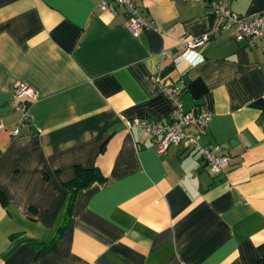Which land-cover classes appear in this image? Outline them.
Instances as JSON below:
<instances>
[{
  "label": "crops",
  "instance_id": "obj_1",
  "mask_svg": "<svg viewBox=\"0 0 264 264\" xmlns=\"http://www.w3.org/2000/svg\"><path fill=\"white\" fill-rule=\"evenodd\" d=\"M134 2L146 24L137 37L122 8L101 11L99 0H0V264L264 256V41L251 48L216 30L210 0ZM230 8L264 12V0ZM201 36L202 62L177 70L182 41ZM156 80L181 83L183 110L211 113L201 142L230 156L219 175L196 150L170 144L158 154V138L127 127L168 121ZM21 82L34 90L33 120L13 135ZM77 166L105 180L78 191L67 213Z\"/></svg>",
  "mask_w": 264,
  "mask_h": 264
},
{
  "label": "built area",
  "instance_id": "obj_2",
  "mask_svg": "<svg viewBox=\"0 0 264 264\" xmlns=\"http://www.w3.org/2000/svg\"><path fill=\"white\" fill-rule=\"evenodd\" d=\"M231 0H210L211 16L216 20V30L228 31L237 42H244L246 46L254 48L259 41H264V12L251 15L238 14L230 8ZM101 11L122 8L126 16V25L132 36L137 37L145 28V19L137 8L134 0H99ZM209 40L208 36L188 37L182 41L183 52L174 58L176 69L183 67L195 68L202 62L197 53ZM166 56L165 53L162 54ZM160 90L170 105L167 122L162 120L147 121L133 118L126 121L128 128H139L148 138H158L157 153H164L170 144L182 146L185 150H196L205 163L206 169L212 175H219L230 163V156L218 154L219 146L203 145L201 138L211 113L202 107L194 110H183L181 94L183 88L179 81L156 80ZM35 97L34 90L26 83H19L13 89L11 108L20 113V119L12 129L17 135L20 127L32 122L30 105ZM3 128L0 123V129Z\"/></svg>",
  "mask_w": 264,
  "mask_h": 264
},
{
  "label": "trees",
  "instance_id": "obj_3",
  "mask_svg": "<svg viewBox=\"0 0 264 264\" xmlns=\"http://www.w3.org/2000/svg\"><path fill=\"white\" fill-rule=\"evenodd\" d=\"M105 180V177L97 168L84 169L81 167H75L74 178L69 182L65 183V187L70 193L69 205L67 208V213L70 211L71 204L73 202L75 194L83 189L90 187L94 183H101ZM5 198L0 192V201L4 202ZM64 227V226H63ZM57 239V238H56ZM56 239L50 244L46 245L44 251L50 250L55 243ZM43 251V252H44ZM258 264H264V256L258 260Z\"/></svg>",
  "mask_w": 264,
  "mask_h": 264
}]
</instances>
